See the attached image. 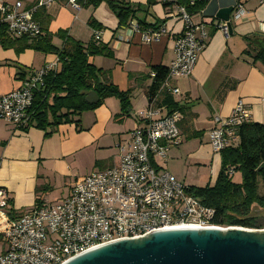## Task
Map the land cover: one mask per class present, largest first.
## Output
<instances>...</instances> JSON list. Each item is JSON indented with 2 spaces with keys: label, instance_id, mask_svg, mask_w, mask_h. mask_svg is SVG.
<instances>
[{
  "label": "crops",
  "instance_id": "crops-1",
  "mask_svg": "<svg viewBox=\"0 0 264 264\" xmlns=\"http://www.w3.org/2000/svg\"><path fill=\"white\" fill-rule=\"evenodd\" d=\"M23 1L29 6L36 2ZM127 1L144 4L146 9L147 0ZM241 1L246 15L232 23L229 39L210 25L215 19L205 18L203 14L193 15L195 22L208 24L210 39L193 75L171 80L181 96L163 93L158 102L167 109L162 103L169 94L188 108L185 115L180 113L182 143L171 150L170 156H188L201 161L194 163H203L204 170L210 169L215 183L221 156L214 153L209 144L214 118L228 117L236 103L243 100L250 111V121L264 125V66L253 61V50L246 40L254 34L264 36V0ZM176 4L178 0L157 2L151 8L153 16L143 18L149 24L165 22L167 30L158 41L149 44L143 41L141 33L121 28L106 2L98 6L83 5L79 11H74L68 0H56L38 9L42 15L37 21L47 26L51 34L66 31L82 43L94 38L95 30L88 24L90 19L104 27L99 40L109 46L114 57L96 56L91 61L99 69L110 71L113 83L120 90H131L132 109L129 116L122 117L119 100L108 98L99 108L82 113L77 118L79 126L61 125L49 137L37 128L18 130L0 120V188L9 193L14 210L23 212L36 205L55 203L70 193L77 179L119 162L118 145L129 138L140 122V112L149 106L152 67L168 68L175 58L174 44L183 32L184 23L179 18L169 19L167 14ZM6 34L11 41L21 39ZM53 44L61 48L63 42L54 37ZM57 59L55 54L32 49L18 53L16 47L5 48L0 42V94L16 90L31 72ZM196 132H203V136L195 138Z\"/></svg>",
  "mask_w": 264,
  "mask_h": 264
},
{
  "label": "built area",
  "instance_id": "built-area-1",
  "mask_svg": "<svg viewBox=\"0 0 264 264\" xmlns=\"http://www.w3.org/2000/svg\"><path fill=\"white\" fill-rule=\"evenodd\" d=\"M55 1L36 0L29 6L23 0H0V24L6 26L8 35L13 38L42 36V27L35 14ZM88 1L68 0V5L79 11ZM212 1L191 0L190 5L202 2L207 7ZM235 2L231 24L246 15L244 3ZM167 17L179 18L184 23L183 32L174 44L175 58L159 92L140 112V122L129 138L118 145L119 162L77 179L70 193L59 201L36 205L23 212L14 210L9 193L0 188V241L4 245L0 264H63L91 247L164 228H241L215 224V211L189 195L187 187L165 171L158 161L167 158L170 150L182 143L179 127L182 116L179 112L168 113L166 107L158 104L159 97L163 93L181 96L171 80L193 75L210 39L208 24L195 22L184 5L176 4ZM210 25L229 39L230 28L226 23L214 21ZM129 29L141 33L148 44L167 33L165 25L157 30L143 31L133 22ZM100 35V31L95 32L97 40ZM59 67L57 59L31 72L16 90L0 94V120L18 130L28 127L35 93L44 87L45 77L57 72ZM155 76L152 73V78ZM250 119V111L243 100L236 103L228 117H215V126L209 133L213 152L220 153L226 147L236 146L238 128Z\"/></svg>",
  "mask_w": 264,
  "mask_h": 264
},
{
  "label": "trees",
  "instance_id": "trees-1",
  "mask_svg": "<svg viewBox=\"0 0 264 264\" xmlns=\"http://www.w3.org/2000/svg\"><path fill=\"white\" fill-rule=\"evenodd\" d=\"M190 1L178 0V4L187 7L191 15H202L206 4L196 2L191 6ZM102 2H106L114 12L121 28H130L133 22L143 31L157 30L165 25V22L149 24L139 18L137 16L139 11L147 8L133 5L127 0H89L85 5L98 6ZM41 12L40 10L36 12V20H40ZM88 24L95 32L104 30V27L93 18ZM42 26V36L30 39L22 37L11 41L7 37L6 26L0 24V42L3 47H16L18 53L32 49L43 54H55L59 60L58 71L49 73L45 77L44 87L35 93L29 111L30 122L23 130L37 128L45 131L46 136L49 137L61 125L79 126L80 120L77 118L82 113L99 108L108 98L118 99L121 105V116H129L132 109L131 90H120L113 83L111 72L99 69L91 61V58L96 56L113 58V52L109 46L97 40L95 35L89 43H82L70 37L66 31L53 35L48 31L47 26L43 24ZM54 37L62 40L61 48L53 44ZM246 40L249 48L253 50V61L264 66V36L254 34ZM152 73L156 76L148 91L149 103L166 80L168 68L152 67ZM92 92L97 94L99 100L88 103L86 97ZM165 98L162 104L167 106L168 113L186 114L187 107L180 105L169 94H166ZM202 136L203 132H196L195 138ZM238 136L239 143L236 146L226 147L219 153L221 170L216 183L205 187L189 186L186 191L199 199L204 206L215 211L213 219L215 224L263 230L264 212L255 214L254 208L264 210V125L252 121L246 122L238 128ZM236 174L241 176L240 183L234 181ZM260 183L262 193H260ZM38 204L41 202L38 201Z\"/></svg>",
  "mask_w": 264,
  "mask_h": 264
},
{
  "label": "water",
  "instance_id": "water-1",
  "mask_svg": "<svg viewBox=\"0 0 264 264\" xmlns=\"http://www.w3.org/2000/svg\"><path fill=\"white\" fill-rule=\"evenodd\" d=\"M235 4V0H213L203 16L226 23L231 35ZM98 100L94 92L86 97L88 103ZM63 264H264V229H158L91 247Z\"/></svg>",
  "mask_w": 264,
  "mask_h": 264
},
{
  "label": "rangeland",
  "instance_id": "rangeland-1",
  "mask_svg": "<svg viewBox=\"0 0 264 264\" xmlns=\"http://www.w3.org/2000/svg\"><path fill=\"white\" fill-rule=\"evenodd\" d=\"M1 1H5V0H1ZM6 1H8V0H6ZM163 1H165V0H155V1L147 0V4L145 7L147 9L139 11L137 16L141 19L145 18L146 16H147V18L149 16H153V13L151 12V8L155 5V3L163 2ZM133 5H136V6L139 5L142 8L144 6V4H140V3H137V4L135 3ZM148 9H149V12H148ZM238 143H239V141H237V144ZM177 147H173L172 149H175ZM171 150H170V152H171ZM170 152L168 153L167 158L162 159V160H158V161H159L161 167L165 171L170 172L178 181H180L186 187H189V186L205 187L207 185L212 186L211 184L215 183V179H214V181L211 180L212 175H211L210 169L204 170L203 163H194V162H201V161H195L194 157L187 158L188 156H186V157L178 156V157L172 158L170 156ZM220 170H221V168H220ZM234 181L236 183H240L241 182V176L239 174H236L234 176ZM262 192H263L262 184L260 183V193H262ZM263 212H264V210H261L257 207L254 208L255 214L259 215V214H263ZM3 246H4L3 243L0 241V253L3 250Z\"/></svg>",
  "mask_w": 264,
  "mask_h": 264
},
{
  "label": "bare ground",
  "instance_id": "bare-ground-1",
  "mask_svg": "<svg viewBox=\"0 0 264 264\" xmlns=\"http://www.w3.org/2000/svg\"><path fill=\"white\" fill-rule=\"evenodd\" d=\"M178 228H180V227H178ZM181 228H183V227H181Z\"/></svg>",
  "mask_w": 264,
  "mask_h": 264
}]
</instances>
